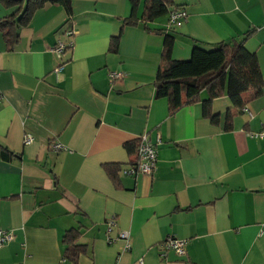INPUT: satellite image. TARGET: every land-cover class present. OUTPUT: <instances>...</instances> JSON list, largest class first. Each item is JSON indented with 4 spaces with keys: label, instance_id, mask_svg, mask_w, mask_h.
Listing matches in <instances>:
<instances>
[{
    "label": "crops",
    "instance_id": "1",
    "mask_svg": "<svg viewBox=\"0 0 264 264\" xmlns=\"http://www.w3.org/2000/svg\"><path fill=\"white\" fill-rule=\"evenodd\" d=\"M176 4L187 12L180 27L166 16L143 25L140 10L123 24L127 0H72L71 15L37 10L11 49L0 36V228L13 237L0 264H264V140L250 136L264 127V90L230 129L226 96L211 102L213 123L206 92L170 114L154 90L165 38L154 30L173 36L178 61L252 30L243 46L264 80V0ZM13 11L0 4V19ZM142 135L156 166L124 174L137 161L127 145ZM69 230L84 248L75 261L64 257ZM167 238L186 242L185 257L161 256Z\"/></svg>",
    "mask_w": 264,
    "mask_h": 264
},
{
    "label": "trees",
    "instance_id": "2",
    "mask_svg": "<svg viewBox=\"0 0 264 264\" xmlns=\"http://www.w3.org/2000/svg\"><path fill=\"white\" fill-rule=\"evenodd\" d=\"M72 0H0L4 8H14V11L0 19V36L11 49L18 40L19 30L27 27L35 12L46 5H59L67 15H71ZM131 14L123 20V24L137 23L134 14L140 10L139 21L143 25L157 18L166 16L167 25L173 11L184 10L176 4V0H127ZM186 12V11H185ZM187 13V12H186ZM154 33L165 35L160 63L154 81L156 98L167 100L170 114L181 107L199 102L202 92H206L207 99L202 101L203 115L211 122L217 118L210 111L211 102L219 97L226 96L231 104L226 112L225 129L231 127V116L242 111L245 105L259 97L264 90V80L256 56L247 51L243 44L252 34L248 30L240 41L221 42L213 49H205L195 45L190 57L184 61L174 60L171 56L173 36L161 30ZM137 142L128 144V150L136 151ZM134 151V152H135ZM9 152L2 151V157ZM136 163V162H135ZM109 175L117 172V167L106 165ZM79 232L69 230L62 236L65 245L64 257L75 261L84 251L78 243Z\"/></svg>",
    "mask_w": 264,
    "mask_h": 264
},
{
    "label": "built area",
    "instance_id": "3",
    "mask_svg": "<svg viewBox=\"0 0 264 264\" xmlns=\"http://www.w3.org/2000/svg\"><path fill=\"white\" fill-rule=\"evenodd\" d=\"M187 19V13L184 10H176L170 14L169 17V25L172 27H180L181 24ZM65 34L67 36L72 35V31H66ZM71 45V44H70ZM68 45L63 43L62 41L57 42V44L53 47V51L62 54L65 52ZM122 76L119 72H112L109 74V80L120 78ZM250 115V113H248ZM250 136L254 139H262L264 140V127L256 132L250 133ZM33 141V138L30 134H25L23 138L24 144H30ZM52 148L54 150H61L62 146L59 144H53ZM157 161V152L155 144L151 143L146 135H142L138 138V146H137V161L131 166L129 169L125 170L124 174L135 175V174H144L151 175L153 172ZM110 230V226L107 231ZM12 234L4 231L0 228V248L3 245H7L12 240ZM118 238L125 241L124 247L125 249H129L128 244V234L125 232H120L118 234ZM185 241L184 240H176L167 238L161 244V256H164L168 251H172L177 257H185Z\"/></svg>",
    "mask_w": 264,
    "mask_h": 264
}]
</instances>
